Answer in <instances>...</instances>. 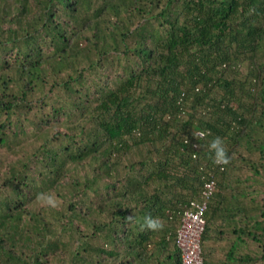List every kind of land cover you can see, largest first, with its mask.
Wrapping results in <instances>:
<instances>
[{
  "label": "trees",
  "instance_id": "16d2710c",
  "mask_svg": "<svg viewBox=\"0 0 264 264\" xmlns=\"http://www.w3.org/2000/svg\"><path fill=\"white\" fill-rule=\"evenodd\" d=\"M202 201L264 264V0H0V264H182Z\"/></svg>",
  "mask_w": 264,
  "mask_h": 264
},
{
  "label": "built area",
  "instance_id": "2783aa9c",
  "mask_svg": "<svg viewBox=\"0 0 264 264\" xmlns=\"http://www.w3.org/2000/svg\"><path fill=\"white\" fill-rule=\"evenodd\" d=\"M214 188V181L206 183L204 193L210 194ZM206 201L195 204L194 209H187L182 218V224L178 230L177 242L181 248L182 264H202L201 232L205 220L203 211Z\"/></svg>",
  "mask_w": 264,
  "mask_h": 264
},
{
  "label": "clouds",
  "instance_id": "9594fccd",
  "mask_svg": "<svg viewBox=\"0 0 264 264\" xmlns=\"http://www.w3.org/2000/svg\"><path fill=\"white\" fill-rule=\"evenodd\" d=\"M200 135L202 136L203 133H201ZM208 148L212 152L213 163L217 165H223L228 163L230 157L227 154V149L225 147L224 140L222 137L215 136L214 138H212L208 142ZM42 199H44L47 204L54 206V200L50 195L42 197ZM163 226V222L158 217L152 216H145L141 225L142 228H146L149 230H158L163 228Z\"/></svg>",
  "mask_w": 264,
  "mask_h": 264
}]
</instances>
